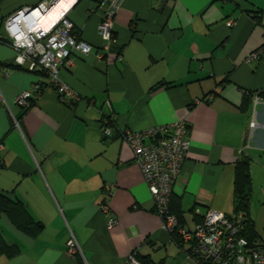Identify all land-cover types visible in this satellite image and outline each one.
<instances>
[{
	"label": "crops",
	"instance_id": "0c3cea01",
	"mask_svg": "<svg viewBox=\"0 0 264 264\" xmlns=\"http://www.w3.org/2000/svg\"><path fill=\"white\" fill-rule=\"evenodd\" d=\"M42 1L0 0V192L42 225L29 234L1 213L0 232L13 251L0 252V264H123L134 250L153 264H195L188 244L178 245L163 228L119 135L174 120L189 126L170 204L183 227L193 230L208 208L235 215V164L247 156L248 212L257 230L264 100L253 96L264 91V0H62L55 18L65 14L92 46L58 72L79 99L66 103L45 88L23 107L16 96L45 76L15 63L4 21ZM112 9L115 40L105 41L98 25ZM111 114L105 136L102 121ZM108 191L107 215L99 204ZM71 235L78 257L67 252Z\"/></svg>",
	"mask_w": 264,
	"mask_h": 264
},
{
	"label": "built area",
	"instance_id": "2783aa9c",
	"mask_svg": "<svg viewBox=\"0 0 264 264\" xmlns=\"http://www.w3.org/2000/svg\"><path fill=\"white\" fill-rule=\"evenodd\" d=\"M58 0H44L31 7L21 9L4 21L9 36L8 44L15 50L14 61L27 70H39L44 79L35 81L16 96L17 104L26 107L45 88H54L59 98L73 103L79 97L61 82L59 69L71 60L73 53L87 54L92 46L73 32V23L62 14L48 26L39 23V17L52 9ZM29 10L28 14H24ZM114 10L104 14L98 25L99 34L105 41H114L112 16ZM230 26L233 21H228ZM107 45H104V49ZM253 52L248 59L260 54ZM101 56L100 53H98ZM254 102L264 100V91L253 96ZM114 115L102 121L105 136L111 135ZM253 124V123H251ZM122 140L131 148L132 158L143 175L153 200L154 211L159 215L163 228L176 233L181 244H188L185 250L195 264H264V238L248 240L241 235L239 219L224 212L208 208L193 230L179 226L177 217L170 209V199L175 180L183 162L188 156L190 140L189 126L185 120H174L144 131L122 130ZM109 191L100 202V209L109 213ZM116 219L109 216L108 224ZM67 252L73 257L82 254L76 238L71 235ZM123 264H142L137 252L132 251Z\"/></svg>",
	"mask_w": 264,
	"mask_h": 264
},
{
	"label": "trees",
	"instance_id": "16d2710c",
	"mask_svg": "<svg viewBox=\"0 0 264 264\" xmlns=\"http://www.w3.org/2000/svg\"><path fill=\"white\" fill-rule=\"evenodd\" d=\"M2 40V39H0ZM251 175H250V159L247 156L239 159L235 164L234 180H233V204H234V214L229 215L235 216L239 219V224L241 227V235L246 237L248 240L256 239V230L252 224V221L249 217V202L251 198ZM172 196V195H171ZM171 204V199H170ZM171 211L177 217L179 226H183L180 214L178 211H175L170 205ZM6 213L13 221V223L20 228L21 230L29 233L36 234L38 233L42 225L39 222L33 221L29 216L26 209L21 205V203L14 201L9 198L7 195L0 192V214ZM243 220L242 221H240ZM174 241L182 246L181 241L174 230L171 233ZM13 248L7 245L0 232V252L12 253ZM142 264H153L152 262L146 261L144 258L137 255Z\"/></svg>",
	"mask_w": 264,
	"mask_h": 264
},
{
	"label": "bare ground",
	"instance_id": "6f19581e",
	"mask_svg": "<svg viewBox=\"0 0 264 264\" xmlns=\"http://www.w3.org/2000/svg\"><path fill=\"white\" fill-rule=\"evenodd\" d=\"M62 0H59V2L49 11L45 12L43 15L39 17V23L42 25H47L52 20H55L56 17V8L61 4ZM61 7V6H60Z\"/></svg>",
	"mask_w": 264,
	"mask_h": 264
},
{
	"label": "rangeland",
	"instance_id": "374dc122",
	"mask_svg": "<svg viewBox=\"0 0 264 264\" xmlns=\"http://www.w3.org/2000/svg\"><path fill=\"white\" fill-rule=\"evenodd\" d=\"M255 234H256V239L264 238V214L261 215L260 223L258 225Z\"/></svg>",
	"mask_w": 264,
	"mask_h": 264
},
{
	"label": "water",
	"instance_id": "95a60500",
	"mask_svg": "<svg viewBox=\"0 0 264 264\" xmlns=\"http://www.w3.org/2000/svg\"><path fill=\"white\" fill-rule=\"evenodd\" d=\"M34 7H36V6L31 7V9H33ZM28 13H29V10L24 11V14H28Z\"/></svg>",
	"mask_w": 264,
	"mask_h": 264
}]
</instances>
